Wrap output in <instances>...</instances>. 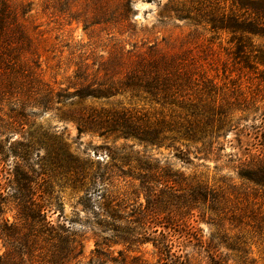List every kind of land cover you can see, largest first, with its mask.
<instances>
[{
	"label": "rangeland",
	"instance_id": "374dc122",
	"mask_svg": "<svg viewBox=\"0 0 264 264\" xmlns=\"http://www.w3.org/2000/svg\"><path fill=\"white\" fill-rule=\"evenodd\" d=\"M9 1L19 16L27 13L20 21L32 42L33 49L27 56L28 65L35 67L36 80L67 101H54L47 110L32 108L26 113V120L19 122L24 123L23 128L13 125L10 103L26 101L32 107L35 94L26 91L28 82L19 77L16 83L21 87L13 90L11 96L6 94L7 80L0 75V145L5 164L11 165L8 148L15 142L37 141L46 135L44 142L50 138L85 165L77 173L51 166L38 177L33 193L37 204L34 210L42 206L46 221L53 226L51 236H69L81 244L77 252L82 249V254L68 264H158L162 256L151 242H146L152 238L160 240L162 228L153 233L158 221L148 224L155 215L178 219L176 232H169L172 252L186 259L187 264H211L213 259L226 264H241L243 259L250 264H264V195L237 176L242 165L262 152L254 144L264 123V75H260L263 67L256 64L253 56L256 50H264V38H251L253 52L249 61L257 70L248 69L232 61L231 34L211 29L206 14L210 7L200 9L198 5L203 0ZM223 6L219 3L217 8ZM151 50L169 55L191 50L201 56L217 94L208 96L200 85L193 86L176 95L172 104L157 102L142 91L120 90L107 98L83 100L71 96L77 89L119 83L138 57ZM213 99L223 104L229 115L226 126L204 141L181 139L167 131L164 135L169 139L154 146L117 135H78L74 120L82 111L102 109L122 112L139 124L162 122L177 129L185 120H193L186 107L200 109ZM9 124L14 126L10 130ZM178 149L183 151L187 163L179 160ZM38 151L43 158L45 152ZM109 154L119 157L113 160ZM121 157L127 161H121ZM31 160L32 169L38 171L35 154ZM137 163L151 166L148 175L157 195L166 193L159 184L163 180L158 179L160 173H167L182 175L187 183L197 182L219 190L223 200L213 210L208 202L183 208L174 201L168 206L161 204L158 199L144 215L149 195L130 176L137 172L133 169ZM5 176L2 184L6 183ZM102 187L106 203L118 220L102 216L94 202L88 200V196L95 199ZM0 193V229L7 224L8 233L18 237L9 245L0 230V256L21 259V264H43L42 260L50 254L49 233L41 229L43 222L38 218L19 220L21 206L11 198L19 196L11 191ZM130 235L139 240H121Z\"/></svg>",
	"mask_w": 264,
	"mask_h": 264
},
{
	"label": "trees",
	"instance_id": "16d2710c",
	"mask_svg": "<svg viewBox=\"0 0 264 264\" xmlns=\"http://www.w3.org/2000/svg\"><path fill=\"white\" fill-rule=\"evenodd\" d=\"M211 1H214V3ZM219 3L224 6L217 8ZM198 5H200V9L204 6L210 7L206 14L209 17L207 21L211 25L212 30H223L231 34V43L234 44L233 51L230 53L232 61L236 64L242 63L245 68L257 70L249 61L250 53L253 52L250 51V48H252L250 40L254 36L264 38V0H203ZM200 9H196V11ZM219 11L220 13L218 14L217 12ZM26 14L24 12L19 16L16 13L14 4H11L9 0H0V75L6 77L7 80L4 87L5 92L11 96L15 92L13 90L21 87V84L16 83V78L19 77L28 82L26 91L34 92L35 94V103L32 107L26 101L16 100L10 103L13 125L18 124L21 128H23L24 123L19 122L26 120L28 110L30 112L32 108L47 110L48 106L52 105L54 101L57 104L67 101L62 94H54L53 90L41 87V82L36 80L35 67L33 69L28 65L29 57L27 54L31 52L33 46L20 21V18L23 19ZM255 52L253 59L256 60V64L263 67L260 72L262 76L264 75V50L258 49ZM202 61H205V59L199 55H194L191 50L185 51L181 55L162 54L151 50L145 56L138 57L134 67L119 83L112 85L99 84L91 90L77 89L71 96L75 99L83 100L85 98H107L113 95V92L120 90L142 91L157 102L166 103L170 101V104H172L176 95H181L184 91L191 90L193 86L200 85L201 91L205 95L217 94L214 79L208 77V71L204 69ZM33 88L34 90L31 91L30 89ZM200 101L202 102V100ZM186 109L193 120H185L184 123L179 124L177 129L176 126L173 127L175 129H171L172 126L170 124L162 122L157 124H139L138 121H133L122 112H109L102 109L82 111L74 120L78 135H82L85 132L98 133L99 137L117 135L124 139L133 138L140 143L153 146L158 145L161 140L169 139L164 135L166 131L176 134L181 139L204 141L206 138H211L214 134L219 133L226 126L229 112L224 108L223 104H217V99L211 100L200 109L192 105L186 107ZM13 125L9 124L8 129H12ZM258 132V135L255 136L257 143L254 145L262 148V152L247 165H242L237 172V176L240 180L251 184L254 190H262L264 195V123ZM45 136L37 141L15 142L12 148H8L9 153L12 155L11 165L5 164V152L0 145V192L11 191L19 196L18 198L15 196L11 197L14 201H19L21 206L18 214L19 220L35 221L38 218L43 222L41 229L49 233L47 240L50 243V254L46 259L42 260L43 264H68L82 254V249L77 252V247H81V244L69 236H59L57 234L51 236L54 231L53 226L46 221V215L42 213V206H38L37 211L34 210L37 204L33 198V193L38 185V177L45 175V172L50 170L51 166L64 168L67 171L72 170L77 173L76 171H80L85 165H80L73 156L67 153L65 147L50 141V138L44 142ZM172 141H174V137ZM39 149L45 152V156H42L43 158L39 156ZM177 151L179 160L187 163L183 158V151L179 149ZM33 154H35V158L40 163L36 165L39 172L33 170L30 165ZM108 157L115 160L119 156L109 154ZM119 159L127 161L126 157ZM133 169L137 170V172L130 176L138 180L141 189H144L149 195V199H145L146 208L144 215L158 199H161V204L168 206L171 201H174L183 208L195 203L208 202L209 207L213 210L215 207H219L221 200H223L222 193L219 190L197 182L187 183L182 175L169 176L167 173H160V179H158V182L163 180L159 184L166 189V193L157 195L152 189L151 176L148 175V172L152 170L151 166L137 163V167ZM161 172H164V170H161ZM3 174L6 175L4 177L6 183L2 184ZM82 179L84 178L82 177ZM94 179L97 181L96 178ZM99 192L96 194L97 197L95 199H91V196H88V200L94 202L96 205L95 209L102 213V216L105 215V217L114 221L118 220L119 217L106 203L104 188H100ZM0 200L3 199L0 197ZM155 220L158 221L156 223L158 225L154 226L155 230L153 233L157 232V228H162L159 231L160 240L152 238L150 240L147 239L146 242H151L162 256L158 264H187L186 259L172 252V240L169 232L171 230L176 232L174 228L178 226L176 224L178 219L174 221L168 215L163 217L155 215L152 222L150 223L149 221L148 224H152ZM170 225L174 227H169ZM7 228V224H5L4 228L0 229L1 234L8 244L12 245V243L17 242L18 237L15 238L16 235L13 236V234L8 233ZM121 240L131 243L138 241L139 238L135 235H130L129 237H122ZM227 246L230 247L231 245L227 244ZM241 252L245 253L244 250ZM19 261L14 258L0 256V264H21ZM122 262H125V260H122ZM250 263L248 259H243L241 264ZM211 264L226 263L213 259Z\"/></svg>",
	"mask_w": 264,
	"mask_h": 264
}]
</instances>
